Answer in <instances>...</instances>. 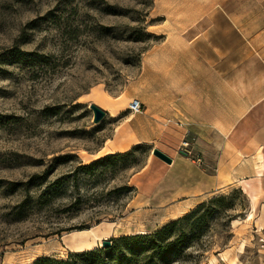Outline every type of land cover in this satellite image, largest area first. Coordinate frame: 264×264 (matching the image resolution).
<instances>
[{
  "label": "rangeland",
  "instance_id": "1",
  "mask_svg": "<svg viewBox=\"0 0 264 264\" xmlns=\"http://www.w3.org/2000/svg\"><path fill=\"white\" fill-rule=\"evenodd\" d=\"M225 1L0 0V264L69 260L70 233L84 230L90 241L87 230L100 227L111 242L97 248L104 264H264V179L246 182L248 193L235 184L209 194L216 181L237 177L243 158L227 156V174L216 177L213 143L184 134L177 118L167 122L147 102L168 90L171 70L203 79L213 72L210 50L194 64L189 45L195 16ZM134 99L142 113L129 110ZM92 104L106 112L97 123ZM96 156L105 159L85 168ZM214 197L223 203L203 221L156 238L164 252L147 238L118 239L154 235Z\"/></svg>",
  "mask_w": 264,
  "mask_h": 264
},
{
  "label": "crops",
  "instance_id": "2",
  "mask_svg": "<svg viewBox=\"0 0 264 264\" xmlns=\"http://www.w3.org/2000/svg\"><path fill=\"white\" fill-rule=\"evenodd\" d=\"M208 6L193 23L194 32L202 36L198 39L196 34L189 46L197 52L194 64H200L201 49L210 50L213 72L203 79L199 72L178 75L171 70L168 90L153 92L147 102L150 112L164 114L170 118L167 122L177 118L184 134L194 133L213 143V156L219 158L216 177L227 174L221 168L227 156L237 161L243 158L234 171L237 177L224 184L216 181L209 194L235 184L248 193L246 182L264 179V0H226L218 10H213V4ZM202 80L208 95L200 92ZM174 163L172 158L170 165ZM239 169L243 175L237 173ZM205 199L199 198L190 210Z\"/></svg>",
  "mask_w": 264,
  "mask_h": 264
},
{
  "label": "trees",
  "instance_id": "3",
  "mask_svg": "<svg viewBox=\"0 0 264 264\" xmlns=\"http://www.w3.org/2000/svg\"><path fill=\"white\" fill-rule=\"evenodd\" d=\"M105 158H100L97 159L93 162H91L90 164H87L86 166H84L85 168H91L94 165H96L97 163H99L100 161H102ZM223 198L221 197H214L211 198V200L208 203H205L206 200L202 201L201 203H199L194 209H192L190 212H188V214H186L185 216H183L182 218H177L178 220H174L173 222H171L169 225H167L165 228L160 229L156 234L154 235H146V234H141V235H127V236H121L118 239L120 240H124L127 242H130L132 240H138V239H143V238H147V243L148 245H150L152 247V250L154 252L161 250L162 252L164 247H167V245L162 246L161 241L157 240L156 238H161V236L166 233L170 227H175V225L180 224L183 221L186 220H192L196 221L197 223L200 221H203L206 218L207 215V211H208V207L210 205H213V203L217 202V203H223ZM154 238V239H152ZM96 250V251H95ZM85 257L87 259H94V262H91L89 264H104V258L102 256V251L101 250H97L93 249V250H89V251H85V252H73L71 254V257L69 260H57L54 258H41V259H37L36 261H34L31 264H78V259ZM97 260V262H96Z\"/></svg>",
  "mask_w": 264,
  "mask_h": 264
},
{
  "label": "bare ground",
  "instance_id": "4",
  "mask_svg": "<svg viewBox=\"0 0 264 264\" xmlns=\"http://www.w3.org/2000/svg\"><path fill=\"white\" fill-rule=\"evenodd\" d=\"M140 142H137L136 144H139ZM118 148V150H117ZM123 148H125L124 146H119L116 148H111L106 155H112L115 154L117 152H120ZM99 158V156L94 157L93 159H90L89 161H87L86 164H90L91 162L97 160ZM259 159H261V156L258 157ZM258 173H261L260 170V166L258 167ZM251 198H254L253 193L251 194V196H249V199L251 200ZM103 229L106 230V228H99V229H88L87 231L90 232V241H85L83 240L80 236V234L84 231V230H77V231H73L71 232V236L70 239L68 240V242L70 243H74V249L72 252H85V251H89V250H93L96 249L98 247H100L101 245V240L105 239V237H101V234L103 233H99V231L103 232ZM138 234H144V232H138Z\"/></svg>",
  "mask_w": 264,
  "mask_h": 264
},
{
  "label": "water",
  "instance_id": "5",
  "mask_svg": "<svg viewBox=\"0 0 264 264\" xmlns=\"http://www.w3.org/2000/svg\"><path fill=\"white\" fill-rule=\"evenodd\" d=\"M90 108L93 111V120L95 123L99 122L106 115V112L104 110H102L101 108H99L94 104L90 105ZM181 153L186 155L185 152H181ZM153 154L168 164L172 163V158L158 149H153ZM110 244L111 242L109 240H103L101 245L105 247V246H109Z\"/></svg>",
  "mask_w": 264,
  "mask_h": 264
},
{
  "label": "built area",
  "instance_id": "6",
  "mask_svg": "<svg viewBox=\"0 0 264 264\" xmlns=\"http://www.w3.org/2000/svg\"><path fill=\"white\" fill-rule=\"evenodd\" d=\"M129 110L133 113H142L143 112V104L141 101L134 99L129 104Z\"/></svg>",
  "mask_w": 264,
  "mask_h": 264
}]
</instances>
